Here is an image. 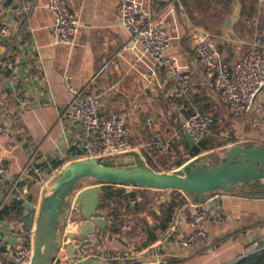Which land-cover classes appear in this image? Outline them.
Wrapping results in <instances>:
<instances>
[{
  "label": "crops",
  "instance_id": "crops-1",
  "mask_svg": "<svg viewBox=\"0 0 264 264\" xmlns=\"http://www.w3.org/2000/svg\"><path fill=\"white\" fill-rule=\"evenodd\" d=\"M49 1L1 2L11 33L0 45V116L9 124L8 134L0 135V161L8 168L6 178L0 177V213L17 196L23 201L24 210L20 216L0 220V253L28 243L30 230L25 229L21 220L27 214L25 204L38 208L46 193L42 182L74 160L71 145L81 141V132L63 118L73 98L71 87L98 95L105 114L127 116L133 130L132 150L127 155L137 153L157 171L173 172L193 158L194 147L189 146L183 131L192 107L212 114L217 126H223L222 130L214 129L212 137L217 132L218 137L224 136L223 129L232 119V126L241 132V140L222 147L223 152L215 147L200 154L215 150L222 160L232 144L264 143V90L251 113L232 115L210 85L192 38L195 30L210 34L223 60L234 66L247 53L251 42L257 40L264 46V6L258 0H185L186 4L183 0H139L150 14L168 8L163 16L169 23L172 46L166 57L175 59L183 70L190 72L187 95L181 92L164 63L158 67L152 83L146 80L145 74L154 66V60L143 55L125 30L120 0H69L80 19L73 47L57 43L55 18L46 8ZM252 4L256 12L250 15ZM8 54L14 59L13 71L3 64ZM17 91L29 99L26 108L16 102ZM157 136L170 143L168 155L161 156L153 146ZM52 161L61 163L60 167L53 169ZM27 169H31L30 178L35 175L37 183L29 189L13 190ZM90 186L85 183L82 187ZM124 190L134 194V198L129 208L121 210V218L142 222L144 232L132 242L121 240L113 254L97 240L86 248L93 255L84 264H233L260 251L259 245L264 242L263 196L236 189L233 194L219 193L211 198V216L205 223L207 239L182 247L179 239L189 234V217L194 210L186 195L182 197L187 203L164 231L159 229L160 220L164 219L165 206L177 194L134 187ZM78 209L74 208L76 221ZM103 211L108 216V211ZM108 220L111 221L109 217ZM150 226L157 240L146 245ZM114 256L118 259L112 260Z\"/></svg>",
  "mask_w": 264,
  "mask_h": 264
},
{
  "label": "built area",
  "instance_id": "built-area-1",
  "mask_svg": "<svg viewBox=\"0 0 264 264\" xmlns=\"http://www.w3.org/2000/svg\"><path fill=\"white\" fill-rule=\"evenodd\" d=\"M0 0V45L10 35L11 25L5 21L7 11L1 7ZM259 5L264 6V0H258ZM55 18L53 30L58 44L75 46L80 28V19L69 4V0H50L46 6ZM122 24L132 40L137 43L144 56L154 60V66L145 74L148 82L152 83L157 75V69L161 64L168 67L171 77L183 94H188L191 87V74L183 70L176 60L166 57V53L172 46V35L169 23L163 16L168 8H163L159 14L148 13L139 0H120ZM192 38L196 44V52L204 67L210 85L217 91L219 99L235 117L251 113L259 94L264 90V46L259 41L250 43V48L243 58L234 66L228 65L213 40L206 32L195 30ZM4 67L13 71L15 63L12 55L5 56ZM73 98L63 114V118L73 122L81 132V141L71 145L74 159L95 158L100 161L117 159L127 155L132 150L133 130L128 117L120 114H105L101 110L100 97L86 91H77L70 88ZM15 100L22 107L29 106V99L20 91L15 92ZM153 118L149 119V122ZM215 118L212 114L204 113L192 107L186 120L183 131H188L198 146L212 132ZM9 132L7 120L0 116V135ZM243 141L232 144L260 145L254 141ZM153 146L161 156H166L171 151V145L163 137L157 136ZM60 170V169H59ZM57 170V172L59 171ZM62 170V168H61ZM60 170V171H61ZM31 171L27 169L15 183L13 190H19L18 184L27 180ZM39 170H36V173ZM59 171V172H60ZM8 168L0 161V177L6 178ZM51 179V178H50ZM50 179L42 182V189L47 190ZM218 194L207 198L206 202L193 205L194 210L189 217L190 232L179 239V245L187 247L196 245L207 239L205 223L211 216L208 200ZM77 208L76 200L65 218L63 233L59 235L55 258L51 264H84L86 259L93 255V251L87 249L77 252L74 259H70L67 253L69 244H76L78 239L72 240L71 234L77 235L79 222L75 220L74 208ZM34 230H30V240L25 245L9 249L6 253H0V264H32L34 256ZM116 256L112 260H117Z\"/></svg>",
  "mask_w": 264,
  "mask_h": 264
},
{
  "label": "water",
  "instance_id": "water-1",
  "mask_svg": "<svg viewBox=\"0 0 264 264\" xmlns=\"http://www.w3.org/2000/svg\"><path fill=\"white\" fill-rule=\"evenodd\" d=\"M185 134L189 146L195 147L191 134L187 130ZM85 183L92 186L82 187ZM106 186L178 191L193 205L219 193L233 194L236 189L264 197V146L237 144L222 160L213 150L193 157L173 172L149 167L137 153L106 161L74 159L51 182L38 208L28 202L25 204L27 214L21 220L26 230H34L32 264H51L55 258L61 215L65 208H71L73 199L79 207V226L77 235H70L72 240L78 239L76 244L67 247L70 259L95 244L98 234L105 232L109 224L101 208ZM157 227L158 224L155 229ZM259 246L263 250L264 242Z\"/></svg>",
  "mask_w": 264,
  "mask_h": 264
},
{
  "label": "trees",
  "instance_id": "trees-1",
  "mask_svg": "<svg viewBox=\"0 0 264 264\" xmlns=\"http://www.w3.org/2000/svg\"><path fill=\"white\" fill-rule=\"evenodd\" d=\"M183 3L186 4V1L183 0ZM256 12V6L255 4H252L249 10L250 15H253ZM218 126L215 124L213 126V129H217ZM219 133H215V135L211 138H205L198 146H195L191 150V156H197L202 151L211 150L218 145L221 146V143H217L216 141L219 139L218 137ZM217 136L218 138H215ZM231 142V141H227ZM61 163L52 161L51 166L53 169H58L60 167ZM153 168V167H152ZM154 169V168H153ZM156 170V169H155ZM35 175H33V178L29 177L27 180L22 181L18 184L19 189L27 188L29 189L30 186L34 183H37V178ZM173 194H177L176 197H173L172 201L165 206L164 212H163V220H160V226L159 229L161 230H167L169 226L175 221L176 215L180 209L181 206L185 205L187 203V200L185 197H182V193L178 191H170ZM181 196V197H179ZM18 197V196H17ZM17 197L13 198L12 203L10 206L6 207L1 213H0V220L4 219L5 217L13 218L14 215L20 216L24 210L23 207V201L19 200ZM31 198V197H29ZM134 198V194H126L124 187L122 186H106L104 188V192L101 199V208L103 210L108 211V217L111 221H113V228L111 230H107L112 232L113 234H116L120 231V228H117L116 225L118 224V221L121 219V210L123 208H129L131 206V201ZM155 231L153 230V227H149L148 229V240L146 242V245H150L151 243H154L157 240V236L154 235ZM56 252V248H55ZM138 264V263H133ZM233 264H264V249L257 251L256 253L250 254L246 257H243Z\"/></svg>",
  "mask_w": 264,
  "mask_h": 264
},
{
  "label": "rangeland",
  "instance_id": "rangeland-1",
  "mask_svg": "<svg viewBox=\"0 0 264 264\" xmlns=\"http://www.w3.org/2000/svg\"><path fill=\"white\" fill-rule=\"evenodd\" d=\"M233 123H234L233 119L229 120L226 123L223 129V131H225L224 132L225 135L222 137H219V139L216 141L217 143L218 142L221 143V146L218 145L216 147L219 152H223L221 149L222 147H225L226 145L229 146L230 142H227V141L235 142V141L241 140V132L232 126ZM221 128H223V126H219L217 130ZM213 132L214 130L210 133V135L207 138H211ZM59 171L52 176L50 181H53L57 177V175L59 174ZM69 211H70L69 208L64 209L61 215V219H60L61 224L64 223L65 218L68 215ZM75 214H77V211H75ZM61 224L58 227L59 235L63 233V226ZM116 227L120 228V231L116 234H113L112 232L108 231L109 234L107 235L106 233L103 232L97 236V239L99 240L100 245L107 246V252L110 254H113L114 252H116L115 251L116 246L121 242V240L125 242H132L133 240L139 239L142 233L144 232V229H143L144 226L142 222L137 223L127 218L125 220L121 218L118 221V224L116 225ZM111 228H113V221L109 222L108 227L105 232H107V230L109 229L111 230ZM56 246H57V243H56Z\"/></svg>",
  "mask_w": 264,
  "mask_h": 264
},
{
  "label": "bare ground",
  "instance_id": "bare-ground-1",
  "mask_svg": "<svg viewBox=\"0 0 264 264\" xmlns=\"http://www.w3.org/2000/svg\"><path fill=\"white\" fill-rule=\"evenodd\" d=\"M50 184H51V183H48V184H47V185H48V189H49V187H50Z\"/></svg>",
  "mask_w": 264,
  "mask_h": 264
}]
</instances>
